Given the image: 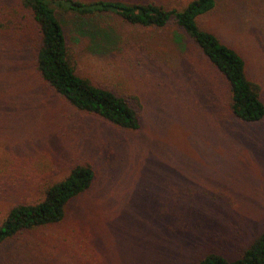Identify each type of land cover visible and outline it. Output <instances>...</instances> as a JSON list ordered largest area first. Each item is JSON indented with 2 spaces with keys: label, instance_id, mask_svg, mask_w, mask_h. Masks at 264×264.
<instances>
[{
  "label": "rangeland",
  "instance_id": "374dc122",
  "mask_svg": "<svg viewBox=\"0 0 264 264\" xmlns=\"http://www.w3.org/2000/svg\"><path fill=\"white\" fill-rule=\"evenodd\" d=\"M88 1V0H83ZM153 2L181 9L190 0ZM16 0H0V10ZM199 24L246 62L264 101V0H218ZM64 19L75 73L139 103V128L126 131L82 114L44 85L29 40L0 33V222L19 203L76 165L95 171L61 222L22 232L0 246V264H192L207 253L239 256L264 230V130L236 122L228 88L174 27L114 20L107 53L89 49ZM104 25V26H103Z\"/></svg>",
  "mask_w": 264,
  "mask_h": 264
},
{
  "label": "trees",
  "instance_id": "16d2710c",
  "mask_svg": "<svg viewBox=\"0 0 264 264\" xmlns=\"http://www.w3.org/2000/svg\"><path fill=\"white\" fill-rule=\"evenodd\" d=\"M219 8L218 0H190L181 9L122 0H16L0 10V33L29 40L36 76L73 109L114 128L135 131L139 128L137 98L118 95L75 73L61 18L68 19L79 36L88 37L89 49L98 56L110 49L107 40L111 29L102 24L118 20L139 28L174 27L170 37L174 48L185 52L188 39L227 85L230 116L238 123L258 128L264 123L260 86L247 77L244 59L199 24L200 18ZM255 133L264 137V130ZM95 179L89 163L76 164L65 177L44 189L40 201L11 206L0 222V246L22 232L61 222L67 205L87 192ZM192 264H264V230L234 260L207 253Z\"/></svg>",
  "mask_w": 264,
  "mask_h": 264
}]
</instances>
